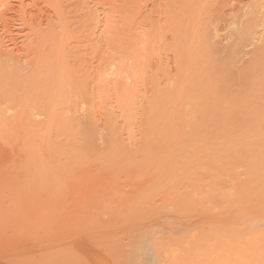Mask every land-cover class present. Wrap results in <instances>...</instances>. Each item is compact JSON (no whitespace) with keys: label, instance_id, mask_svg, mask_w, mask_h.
<instances>
[{"label":"bare ground","instance_id":"1","mask_svg":"<svg viewBox=\"0 0 264 264\" xmlns=\"http://www.w3.org/2000/svg\"><path fill=\"white\" fill-rule=\"evenodd\" d=\"M263 108L264 0H0V264H264Z\"/></svg>","mask_w":264,"mask_h":264},{"label":"rangeland","instance_id":"2","mask_svg":"<svg viewBox=\"0 0 264 264\" xmlns=\"http://www.w3.org/2000/svg\"><path fill=\"white\" fill-rule=\"evenodd\" d=\"M262 93V92H261ZM260 93V94H261ZM257 94V93H256ZM262 96V95H261ZM254 107H256V109H258V107H259V105H256V106H254ZM259 109H260V107H259ZM264 109V108H263ZM262 125H263V123H262Z\"/></svg>","mask_w":264,"mask_h":264}]
</instances>
